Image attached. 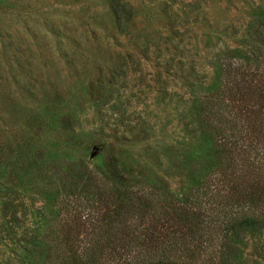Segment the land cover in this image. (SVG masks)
<instances>
[{"label": "rangeland", "instance_id": "1", "mask_svg": "<svg viewBox=\"0 0 264 264\" xmlns=\"http://www.w3.org/2000/svg\"><path fill=\"white\" fill-rule=\"evenodd\" d=\"M120 2L118 24L108 0H0V229H44L82 164L143 170L176 197L195 183L185 122L264 0ZM237 245L231 264H264V229ZM22 256L0 234V264Z\"/></svg>", "mask_w": 264, "mask_h": 264}, {"label": "trees", "instance_id": "2", "mask_svg": "<svg viewBox=\"0 0 264 264\" xmlns=\"http://www.w3.org/2000/svg\"><path fill=\"white\" fill-rule=\"evenodd\" d=\"M108 5L122 23L120 0ZM252 22L244 45L218 48L215 84L197 96L198 125L185 122L199 135L186 148L195 183L176 197L143 170L82 164L44 229H0L25 264L234 262L243 235L264 229V17Z\"/></svg>", "mask_w": 264, "mask_h": 264}, {"label": "water", "instance_id": "3", "mask_svg": "<svg viewBox=\"0 0 264 264\" xmlns=\"http://www.w3.org/2000/svg\"><path fill=\"white\" fill-rule=\"evenodd\" d=\"M98 146L97 145H93L92 149H91V156L95 155L98 151Z\"/></svg>", "mask_w": 264, "mask_h": 264}]
</instances>
